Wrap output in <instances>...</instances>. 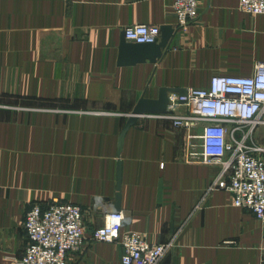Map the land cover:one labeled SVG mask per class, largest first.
<instances>
[{"label": "crops", "instance_id": "obj_1", "mask_svg": "<svg viewBox=\"0 0 264 264\" xmlns=\"http://www.w3.org/2000/svg\"><path fill=\"white\" fill-rule=\"evenodd\" d=\"M172 1L0 0V264L23 256L32 203L88 208L96 197L116 201L126 228L148 241L174 238L161 264H259L264 222L227 191L207 192L219 167L195 156L200 127L190 139L140 115L119 149L141 98L205 88L215 74L249 76L264 60V15L203 0L181 30ZM134 24L175 33L154 62L119 65L123 29ZM253 139L264 144V124ZM101 223L100 210L85 216L87 230ZM121 254L116 243L86 242L67 264H121Z\"/></svg>", "mask_w": 264, "mask_h": 264}, {"label": "built area", "instance_id": "obj_2", "mask_svg": "<svg viewBox=\"0 0 264 264\" xmlns=\"http://www.w3.org/2000/svg\"><path fill=\"white\" fill-rule=\"evenodd\" d=\"M202 1H172L177 28L186 29L196 21ZM238 7L250 16L264 15V0H238ZM160 33L154 24L123 29L125 40L136 44L154 43ZM155 115L185 130L190 139L195 137L191 131L200 127L196 136L200 149L195 156L219 167L207 192L227 191L235 207L264 222V144L253 139L255 129L264 124V60L254 64L249 76L215 74L208 87L187 88L184 95L170 92L166 112ZM110 203L108 207L98 197L88 208L59 199L44 205L32 203L22 226L27 241L24 254L11 264H67L69 255L79 252L86 242L116 243L122 249L121 264H161L174 238L164 243L148 241L127 229L130 218ZM95 210L102 212V223L87 230L85 216ZM259 264H264V252Z\"/></svg>", "mask_w": 264, "mask_h": 264}, {"label": "water", "instance_id": "obj_3", "mask_svg": "<svg viewBox=\"0 0 264 264\" xmlns=\"http://www.w3.org/2000/svg\"><path fill=\"white\" fill-rule=\"evenodd\" d=\"M161 33L159 40L154 43L136 44L123 40L121 42L120 54L118 57L119 65H134L146 60L154 62L162 55V50L168 45L170 38L174 35V29L172 27H161ZM187 89L171 91L168 88L160 90L157 99L141 98L133 111L128 116V119L124 125V128L119 137V149L122 147L123 138L127 129L132 126L137 117L145 114H163L166 112V105L168 102V94L170 92H177L181 95L186 93ZM118 183H120V171L118 173ZM115 209H120V206L116 201H113Z\"/></svg>", "mask_w": 264, "mask_h": 264}]
</instances>
